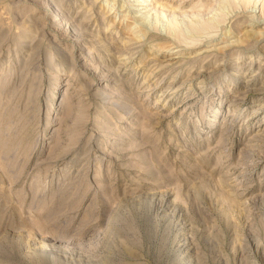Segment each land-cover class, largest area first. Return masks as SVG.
I'll list each match as a JSON object with an SVG mask.
<instances>
[{
  "label": "rangeland",
  "instance_id": "374dc122",
  "mask_svg": "<svg viewBox=\"0 0 264 264\" xmlns=\"http://www.w3.org/2000/svg\"><path fill=\"white\" fill-rule=\"evenodd\" d=\"M142 1L0 0V264H264V0Z\"/></svg>",
  "mask_w": 264,
  "mask_h": 264
},
{
  "label": "bare ground",
  "instance_id": "6f19581e",
  "mask_svg": "<svg viewBox=\"0 0 264 264\" xmlns=\"http://www.w3.org/2000/svg\"><path fill=\"white\" fill-rule=\"evenodd\" d=\"M133 1V0H132ZM136 2V1H135ZM220 2V1H219ZM254 3V5H256V3H257V1H253ZM134 3V2H133ZM242 3H245V4H248V3H250V0H242ZM218 4V3H217ZM112 5V4H111ZM136 5H138V6H140L141 8L140 9H145V15L143 16V17H140V15H135V16H133V18H135L136 20V23L135 24H133V26H132V30H135V32L134 33H141V34H144V33H147L148 32V29H146V27L144 26V24H143V20H145L146 21V19H149V18H151L152 16H153V14H157V12H164V7H165V5H159L160 6V8H157L156 7V5H157V3H156V5H154V6H151V8L150 9H148L147 10V7H150V5L148 4V0L147 1H142V2H137V4ZM221 5V3L219 4V6ZM216 6V5H215ZM257 6V5H256ZM221 7V6H220ZM222 7H224V6H222ZM219 8V7H218ZM112 9V8H111ZM223 9V8H222ZM152 11V13L151 14H149V12H151ZM207 12H208V10H207ZM136 13H139V11L138 12H136ZM212 13V12H211ZM216 14V13H215ZM170 15V14H169ZM207 15V14H206ZM206 15H204V16H206ZM158 16V15H157ZM162 17V16H161ZM211 18V17H210ZM152 19V18H151ZM160 20V19H159ZM261 20V19H260ZM140 21H143V22H140ZM147 21H149V20H147ZM153 21V20H152ZM161 21H163V20H161ZM150 22V21H149ZM156 23V22H155ZM178 23V22H177ZM180 23V22H179ZM217 23V21H216V19H209L208 18V20L205 22V25H203V27L205 26L206 27V29L207 30H209L210 28H213V26L215 25ZM195 24H198V22H195ZM147 25V24H146ZM159 25H160V23H159ZM168 26V25H167ZM169 30H170V32L172 33V35L176 38V40H177V42L178 43H180V45L181 46H179V47H183L184 49H191V48H196V46H194V47H186V46H188L189 44H191V43H196V42H191V43H187V41H189L188 39H186L181 33H178V30L176 29V26H175V24H169ZM147 28H148V26H147ZM160 28V27H159ZM131 29V28H130ZM222 29V28H221ZM133 32V31H132ZM168 33H169V31H168ZM256 33H257V35H259V37L260 38H264V32H262V31H256ZM189 35V34H188ZM224 35V34H223ZM228 35V34H227ZM256 35V36H257ZM137 36V35H136ZM191 36V35H190ZM222 36V35H221ZM225 38H227V36H224ZM223 37V38H224ZM228 37H230V36H228ZM203 38V37H202ZM205 38H207V37H205ZM238 38V37H237ZM136 39V38H135ZM191 40H193V39H191ZM119 43V42H118ZM234 43V42H233ZM120 45H118V46H115L114 47V49L112 50V57H114L115 59H117V60H119V67H127L128 66V64L130 63V61H131V58L133 57L132 55H130L129 53H128V48H127V43L126 42H120L119 43ZM196 45V44H195ZM230 45V44H229ZM105 46V45H104ZM159 46V45H158ZM157 46V47H158ZM109 47V46H108ZM234 47V45L232 46V45H230L229 46V48H233ZM111 49H112V47H111ZM170 49V48H169ZM172 51H173V54H174V52L176 53V52H181L182 51V49L181 48H178V47H175V49H172ZM110 54V53H109ZM111 55V54H110ZM175 58H177V57H173V58H171V59H169V60H172V59H175ZM252 58V57H251ZM143 67V65H140L138 68H142ZM147 67V66H146ZM237 69V68H236ZM150 70H152V69H150ZM244 73V72H243ZM151 74V73H150ZM151 76V75H150ZM150 76H149V78H150ZM191 78V77H190ZM195 79V78H194ZM263 79V78H262ZM143 84H146L145 82H142V85ZM175 91V90H174ZM186 91V90H185Z\"/></svg>",
  "mask_w": 264,
  "mask_h": 264
}]
</instances>
